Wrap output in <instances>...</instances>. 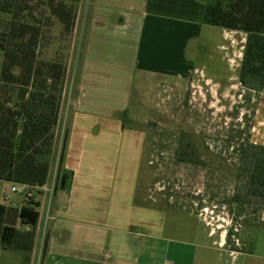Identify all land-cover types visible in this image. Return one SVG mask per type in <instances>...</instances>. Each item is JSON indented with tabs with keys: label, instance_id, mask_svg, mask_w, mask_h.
Returning <instances> with one entry per match:
<instances>
[{
	"label": "crops",
	"instance_id": "0c3cea01",
	"mask_svg": "<svg viewBox=\"0 0 264 264\" xmlns=\"http://www.w3.org/2000/svg\"><path fill=\"white\" fill-rule=\"evenodd\" d=\"M212 1L63 0L75 9L72 33L80 39L77 99L66 118L60 109L46 183H55V191L49 201L39 189L31 254L2 250L0 264H211L210 247L193 225L199 219L176 210L181 215L166 224V213L135 201L130 171L136 176L139 168L128 157L132 146L137 163L143 138L123 126L121 113L130 105L136 74L182 78L196 70L193 60L213 35V26L202 23ZM220 30L225 40L227 29ZM63 144L69 185L57 178ZM9 184L11 191L15 184ZM12 193L19 197L7 206H21L25 194Z\"/></svg>",
	"mask_w": 264,
	"mask_h": 264
},
{
	"label": "rangeland",
	"instance_id": "374dc122",
	"mask_svg": "<svg viewBox=\"0 0 264 264\" xmlns=\"http://www.w3.org/2000/svg\"><path fill=\"white\" fill-rule=\"evenodd\" d=\"M10 3L0 0V5ZM30 5L40 24L48 23L42 25L46 37L39 58L49 61L58 53L66 62L64 119L77 99L80 39L73 33L62 36L48 9L35 8L34 1ZM13 7L8 13L0 10V30L13 19ZM23 16L21 20L33 24L26 11ZM211 29L204 52L193 60L196 70L188 76L135 75L124 126L141 132L143 142L137 163L130 148L128 164L139 168L136 176L130 171V179L137 180L135 201L166 213V224L181 215L176 210L201 221L193 225L210 247L211 264H264V201L249 198L239 210L231 203L242 185L237 171L243 166L236 150L241 144L264 146V83H240L245 34L227 30L223 40L220 28ZM1 61L0 54V66ZM240 194L243 197L244 191ZM18 197L8 182L0 181V205ZM8 255L15 253H4L1 260L6 262Z\"/></svg>",
	"mask_w": 264,
	"mask_h": 264
},
{
	"label": "trees",
	"instance_id": "16d2710c",
	"mask_svg": "<svg viewBox=\"0 0 264 264\" xmlns=\"http://www.w3.org/2000/svg\"><path fill=\"white\" fill-rule=\"evenodd\" d=\"M12 1L0 5V10L7 13L14 6L13 19L0 30V180L24 186L25 195L19 207L0 205V252L29 254L39 219V189L49 178V156L66 78V62L60 54L49 61L39 58L46 36L30 4L34 1V6H45L49 15L61 24L60 34L65 37L73 31L76 13L63 0ZM25 11L33 24L21 20ZM202 23L243 32L240 83L250 87L264 83V0H214L205 4ZM125 116L126 112L121 113L123 126ZM236 151L243 166L237 171V178L244 194L241 197V191L236 193L231 203L239 210L249 198L264 201V146L241 144ZM63 155L64 144L57 178L69 185L72 175L62 168ZM46 244L47 240L42 257L46 254Z\"/></svg>",
	"mask_w": 264,
	"mask_h": 264
},
{
	"label": "built area",
	"instance_id": "2783aa9c",
	"mask_svg": "<svg viewBox=\"0 0 264 264\" xmlns=\"http://www.w3.org/2000/svg\"><path fill=\"white\" fill-rule=\"evenodd\" d=\"M40 189L48 197V199L50 201V199L52 198V196L54 194V191H55V183L52 182V183H50L48 185L45 184ZM24 190H25V187L24 186L16 185V184L11 188V191L12 192H17V193H23ZM47 218H48V213H46V215H45V220Z\"/></svg>",
	"mask_w": 264,
	"mask_h": 264
}]
</instances>
